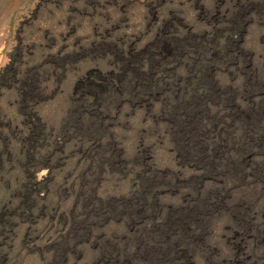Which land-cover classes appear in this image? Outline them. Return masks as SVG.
I'll use <instances>...</instances> for the list:
<instances>
[{"label": "rangeland", "instance_id": "1", "mask_svg": "<svg viewBox=\"0 0 264 264\" xmlns=\"http://www.w3.org/2000/svg\"><path fill=\"white\" fill-rule=\"evenodd\" d=\"M0 264H264V0H0Z\"/></svg>", "mask_w": 264, "mask_h": 264}, {"label": "trees", "instance_id": "2", "mask_svg": "<svg viewBox=\"0 0 264 264\" xmlns=\"http://www.w3.org/2000/svg\"><path fill=\"white\" fill-rule=\"evenodd\" d=\"M7 220L5 217H3V212L0 211V231H3L4 229H6V224Z\"/></svg>", "mask_w": 264, "mask_h": 264}]
</instances>
